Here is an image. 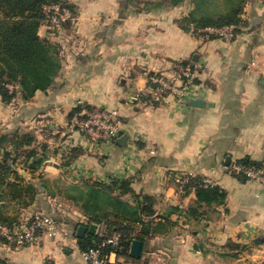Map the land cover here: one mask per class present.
<instances>
[{
	"label": "crops",
	"instance_id": "1",
	"mask_svg": "<svg viewBox=\"0 0 264 264\" xmlns=\"http://www.w3.org/2000/svg\"><path fill=\"white\" fill-rule=\"evenodd\" d=\"M73 4L74 23L39 29L60 50L62 66L53 84L27 101L7 103L0 95V135L31 133L33 146L41 151L45 144L49 153L35 173L18 164L23 183L35 184L38 193L24 206L10 207V214L18 212L24 227L41 210L77 240L79 225L95 224L94 233L103 235L111 229L94 221L97 215L136 216L141 209L131 194L116 201L95 182L127 179L141 199L154 198L155 214L140 255H132L130 246V256L113 254V261L264 264V181L242 180L230 169L246 157L264 161V0L249 1L246 22L231 41L207 37L205 27L184 21L195 8L190 0ZM183 61L194 64L197 74L184 99L127 101L151 87V75H171ZM195 99L201 104H192ZM78 106L118 108L124 121L119 137L127 135V142L93 140L71 130L67 123ZM180 174L211 179L226 190L225 203L191 214L196 190L180 191ZM101 190L109 193L107 202L95 195ZM0 264L86 262L78 241L45 236L24 247L0 240Z\"/></svg>",
	"mask_w": 264,
	"mask_h": 264
},
{
	"label": "trees",
	"instance_id": "2",
	"mask_svg": "<svg viewBox=\"0 0 264 264\" xmlns=\"http://www.w3.org/2000/svg\"><path fill=\"white\" fill-rule=\"evenodd\" d=\"M52 1L57 0H0V95L7 103L17 97L27 101L33 98L37 91L47 90L61 70L62 63L58 45L39 34L41 25L46 24L43 20L42 6ZM169 1L177 5L186 0ZM190 1L195 8L184 21L192 23L199 29L207 26L244 25L246 21L243 14L250 0ZM187 63L189 62L183 61L178 65ZM149 81L150 86H153L151 80ZM9 85L13 88L11 89ZM90 108L93 107L78 106L71 116ZM34 140V136L28 132L17 131L0 135V224L13 229H22L23 226L20 225L18 212L10 214V207L24 206L28 203L27 198L32 200L38 193L35 184L23 183V176L17 169L18 164L24 162L30 172L35 173L49 158L46 145L42 144L41 151H39L33 146ZM237 163L257 169L264 167V161L258 162L248 157ZM234 174L242 180L249 179L242 172H234ZM204 179L190 176L185 187L187 190L190 188L196 190V205L190 208L193 215H198L202 207L220 205L226 201V190L216 184L206 185ZM46 183L47 181L44 184ZM95 185L113 193L116 198L123 194H131L141 209V215L122 216L109 212L99 214L97 215L99 217L93 220L104 221L111 231L103 235L86 232L78 237L79 246L82 251L98 248L104 240L119 234V244L116 246L108 244L103 247V251L107 254L113 251L117 256H130V246L133 240L144 241V235L150 231V224L155 214L153 208L155 200L149 195H144L141 199L127 179L113 178L110 183L95 182ZM116 201H119L118 198ZM32 216L33 214L28 223ZM0 240L6 242L1 235ZM244 249L240 248V250ZM116 264L120 263L116 262Z\"/></svg>",
	"mask_w": 264,
	"mask_h": 264
},
{
	"label": "built area",
	"instance_id": "3",
	"mask_svg": "<svg viewBox=\"0 0 264 264\" xmlns=\"http://www.w3.org/2000/svg\"><path fill=\"white\" fill-rule=\"evenodd\" d=\"M74 0L46 2L42 6L44 22L51 28L61 27L63 24H72L76 21L74 10ZM245 18V13L243 14ZM242 26L235 24L224 25L221 27L207 26L202 31L207 37H218L226 41L233 40L238 29ZM196 68L192 63L178 65L171 75L154 74L150 80L153 84L144 92H133L127 96V101L132 105H149L154 103H168L174 97L184 99L190 87L196 79ZM12 89L13 86L9 85ZM123 117L118 108L93 107L73 114L67 123L71 130L78 131L89 136L93 140L103 142H114L120 135L123 127ZM59 131V130H55ZM154 153V151H152ZM232 172L244 173L250 179L264 181V167L254 168L240 163H234L230 167ZM190 174H180L177 176L180 191H184L189 181ZM204 183L215 184L211 179H204ZM0 235L5 238L10 245L19 247L38 245L45 236L58 239L59 237L71 238L77 242V237L73 236L65 228L61 227L57 218L45 211H35L31 221L22 229H13L7 225L0 224ZM120 235L114 236L103 241L101 247L91 248L82 251L86 264H116L117 261L111 259V255L104 253L103 247L108 244L118 245Z\"/></svg>",
	"mask_w": 264,
	"mask_h": 264
},
{
	"label": "water",
	"instance_id": "4",
	"mask_svg": "<svg viewBox=\"0 0 264 264\" xmlns=\"http://www.w3.org/2000/svg\"><path fill=\"white\" fill-rule=\"evenodd\" d=\"M192 104L194 105H199L201 104V101L198 99H195L192 101ZM119 142L121 143H126L127 142V135H122L121 137H119ZM58 166V165H56ZM96 230V225L95 224H91L89 227L86 225H79L78 229H77V236H83L87 231L90 233H94ZM142 241L139 239H134L131 245V254L134 256H139L142 250Z\"/></svg>",
	"mask_w": 264,
	"mask_h": 264
},
{
	"label": "rangeland",
	"instance_id": "5",
	"mask_svg": "<svg viewBox=\"0 0 264 264\" xmlns=\"http://www.w3.org/2000/svg\"><path fill=\"white\" fill-rule=\"evenodd\" d=\"M95 195H97V197H101V200L103 202H107L108 201V195H109L108 192H104L103 190H101L100 192L98 191V194H95Z\"/></svg>",
	"mask_w": 264,
	"mask_h": 264
}]
</instances>
